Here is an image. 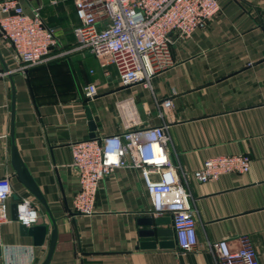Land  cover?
<instances>
[{"label":"crops","instance_id":"0c3cea01","mask_svg":"<svg viewBox=\"0 0 264 264\" xmlns=\"http://www.w3.org/2000/svg\"><path fill=\"white\" fill-rule=\"evenodd\" d=\"M3 0H0V2ZM24 12L38 10L57 40L49 59L25 72L0 39V178L9 176V221L1 230L0 264H42L55 222L57 240L48 264H219L211 246L226 240L232 250L247 238L264 264V0H217L214 18L189 37L173 35V66L150 87H122L120 66L110 55L76 50L79 25L74 0H17ZM94 84L87 101L84 88ZM13 101V127H11ZM170 99L163 112L160 103ZM162 126L167 153L194 210L197 244L181 254L159 242L172 229L155 224L140 172L116 169L99 184L92 215H75L79 189L71 167V144ZM12 128V129H11ZM46 202L40 204L17 180L12 147ZM248 155L250 171L198 182L193 172L207 158ZM33 201L45 226L44 242L24 235L12 218L20 198ZM173 231V230H172ZM154 243V248L143 247Z\"/></svg>","mask_w":264,"mask_h":264},{"label":"built area","instance_id":"2783aa9c","mask_svg":"<svg viewBox=\"0 0 264 264\" xmlns=\"http://www.w3.org/2000/svg\"><path fill=\"white\" fill-rule=\"evenodd\" d=\"M79 25L72 31L76 50H87L96 58L110 55L120 66L122 87L142 84L149 88L153 77L173 66V35L189 37L204 28L219 10L217 0H74ZM0 39L11 49L25 72L49 59L57 46L54 33L43 22L39 11L28 15L17 0L0 2ZM87 101L96 97L94 84L84 90ZM170 99L160 103L162 113L170 110ZM168 136L162 126L131 129L118 134L75 142L70 146L71 167L79 189L71 201L75 215H92L100 182L116 169L139 171L151 203L153 216L168 215L179 253L190 252L197 244L194 210L189 194L181 184L168 153ZM248 155L207 158L193 172L201 183L217 180L226 174L250 171ZM12 187L9 176L0 178L1 230L9 221ZM39 219L33 201L22 197L16 202V220L30 228ZM219 264H259L254 247L247 238L232 250L226 240L211 246Z\"/></svg>","mask_w":264,"mask_h":264},{"label":"water","instance_id":"95a60500","mask_svg":"<svg viewBox=\"0 0 264 264\" xmlns=\"http://www.w3.org/2000/svg\"><path fill=\"white\" fill-rule=\"evenodd\" d=\"M13 101H14V94L12 91V112H11V127H13ZM12 129V128H11ZM11 163L12 167L14 169V175L17 178V180L20 182V184L40 203L42 204L46 210L47 205L46 202L43 198V195L41 194L39 188L37 187L35 181L33 180L32 176L30 175L29 171L19 158V155L16 151V148L13 146L12 147V153H11ZM12 218L15 221L16 220V203L13 204L12 206ZM52 221V226L53 229L51 230L50 237H49V245H48V252L46 255V258L42 262V264H48L50 261V258L52 256V253L55 248L56 240H57V230H56V225L53 220ZM155 224L158 225H168L170 224V217L168 218H156L154 220ZM21 232L24 235H29L34 238V243L35 245L39 246L44 242L46 233H47V228L45 226H32L30 228H26L24 226H20ZM157 236V237H164V236H172L173 231L172 229H162V230H157L156 232H149V236ZM174 242H159L158 246L160 248H167V247H173ZM143 247L147 248H154L155 244L154 243H146L142 245Z\"/></svg>","mask_w":264,"mask_h":264}]
</instances>
